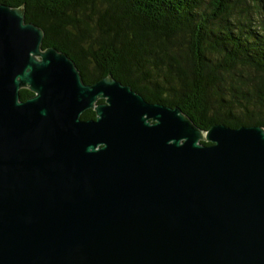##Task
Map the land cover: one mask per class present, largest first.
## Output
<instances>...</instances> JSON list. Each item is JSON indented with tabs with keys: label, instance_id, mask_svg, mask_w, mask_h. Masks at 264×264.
Wrapping results in <instances>:
<instances>
[{
	"label": "water",
	"instance_id": "95a60500",
	"mask_svg": "<svg viewBox=\"0 0 264 264\" xmlns=\"http://www.w3.org/2000/svg\"><path fill=\"white\" fill-rule=\"evenodd\" d=\"M44 36L0 2V264H264V127L86 83Z\"/></svg>",
	"mask_w": 264,
	"mask_h": 264
},
{
	"label": "trees",
	"instance_id": "16d2710c",
	"mask_svg": "<svg viewBox=\"0 0 264 264\" xmlns=\"http://www.w3.org/2000/svg\"><path fill=\"white\" fill-rule=\"evenodd\" d=\"M0 2L24 8L43 48L72 57L86 83L112 75L203 130L264 127V0ZM32 94L20 90L22 100Z\"/></svg>",
	"mask_w": 264,
	"mask_h": 264
},
{
	"label": "flooded vegetation",
	"instance_id": "af4514ba",
	"mask_svg": "<svg viewBox=\"0 0 264 264\" xmlns=\"http://www.w3.org/2000/svg\"><path fill=\"white\" fill-rule=\"evenodd\" d=\"M92 118H95V117H92Z\"/></svg>",
	"mask_w": 264,
	"mask_h": 264
}]
</instances>
